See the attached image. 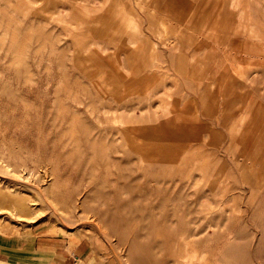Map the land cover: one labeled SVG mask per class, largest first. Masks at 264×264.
<instances>
[{"label": "rangeland", "instance_id": "rangeland-1", "mask_svg": "<svg viewBox=\"0 0 264 264\" xmlns=\"http://www.w3.org/2000/svg\"><path fill=\"white\" fill-rule=\"evenodd\" d=\"M84 1L0 0V232L125 238L131 264H264V133L247 117L264 81L256 103L232 81L201 102L200 81L96 69L109 50ZM196 1L210 29L239 21L264 79V0ZM128 47L107 61L129 66Z\"/></svg>", "mask_w": 264, "mask_h": 264}, {"label": "crops", "instance_id": "crops-1", "mask_svg": "<svg viewBox=\"0 0 264 264\" xmlns=\"http://www.w3.org/2000/svg\"><path fill=\"white\" fill-rule=\"evenodd\" d=\"M197 2L85 0L82 5L87 7L88 20L93 23L89 34L102 39L95 41L96 45L109 50L105 53V62L96 69L132 70L126 75V81L156 88L164 86L167 81L170 88L176 81H200L201 102L210 100V85L222 87L227 81H232L233 87L237 88L236 98L232 100L238 101L242 96L249 103H256V83L264 79L257 76L258 56L248 49L250 46H246L248 41L242 35L245 30L237 19L231 18L212 24L210 29L209 14L193 12L192 7L199 5ZM124 30L129 40L125 44L118 41L125 37L121 35ZM213 38L219 40L214 41ZM119 44L129 46L130 55L125 62L129 66L113 65L111 55L107 61L113 46ZM92 52H95V59L103 58L95 47ZM214 54L217 55L214 57ZM196 55L200 58L197 59ZM209 69L215 72L211 80ZM242 84L246 89L241 94ZM242 116L245 112L239 113L237 118ZM247 117L252 118L250 127L257 126L258 131L264 133V111L261 113L251 108ZM99 246L96 237L82 229H73L70 235H62L59 231L49 233L43 229H35L25 235L0 232V264H131L126 260L134 252L127 248L129 239H106L104 249H99ZM144 255L145 249H142L141 256Z\"/></svg>", "mask_w": 264, "mask_h": 264}, {"label": "bare ground", "instance_id": "bare-ground-1", "mask_svg": "<svg viewBox=\"0 0 264 264\" xmlns=\"http://www.w3.org/2000/svg\"><path fill=\"white\" fill-rule=\"evenodd\" d=\"M7 230V229H6Z\"/></svg>", "mask_w": 264, "mask_h": 264}]
</instances>
